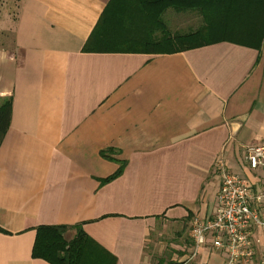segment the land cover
<instances>
[{
	"label": "crops",
	"instance_id": "0c3cea01",
	"mask_svg": "<svg viewBox=\"0 0 264 264\" xmlns=\"http://www.w3.org/2000/svg\"><path fill=\"white\" fill-rule=\"evenodd\" d=\"M15 3L0 22V264H49L32 257L36 229L76 225L98 247L87 264H227L190 226L215 212L218 160L264 186L243 153L264 145V41L151 55L138 51L174 32L128 12L110 29L112 0Z\"/></svg>",
	"mask_w": 264,
	"mask_h": 264
},
{
	"label": "trees",
	"instance_id": "16d2710c",
	"mask_svg": "<svg viewBox=\"0 0 264 264\" xmlns=\"http://www.w3.org/2000/svg\"><path fill=\"white\" fill-rule=\"evenodd\" d=\"M118 1L112 0L113 8ZM152 3L155 8L158 7L159 9L172 7L176 11L198 10L202 14L205 24L195 32L176 36L167 35L154 43L150 42L147 45L151 48L138 51L141 53L151 55L171 54L223 41L236 42L259 50L264 39V0H155ZM214 17L218 18L219 23L221 22L219 25H221L220 30L222 31H227L229 24L233 26L235 23L239 25L246 24L249 28L243 29L242 38L244 40H235L228 36V33L214 36V31H217L215 25L218 24L214 23L216 22ZM156 21L157 24H161L159 18ZM211 37L214 38L210 39ZM93 39L94 35L92 33L83 49L84 51L91 50L89 44ZM96 45L100 46L99 43H96L93 47ZM10 114L11 103L10 100H7L0 107V144L9 126ZM121 172L122 166L103 183L115 179ZM69 230H74L75 236L67 241L64 239V234ZM97 248L95 243L82 232L80 225L71 227L44 226L36 229L32 257L42 259L49 264H87L88 259H91Z\"/></svg>",
	"mask_w": 264,
	"mask_h": 264
},
{
	"label": "built area",
	"instance_id": "2783aa9c",
	"mask_svg": "<svg viewBox=\"0 0 264 264\" xmlns=\"http://www.w3.org/2000/svg\"><path fill=\"white\" fill-rule=\"evenodd\" d=\"M243 153L249 170L264 173V145L244 147ZM215 168L221 175L217 207L209 218L191 221L194 249L210 241L213 249L226 253L227 264H251L257 248H264V186L255 189L244 177L229 172L222 160Z\"/></svg>",
	"mask_w": 264,
	"mask_h": 264
},
{
	"label": "rangeland",
	"instance_id": "374dc122",
	"mask_svg": "<svg viewBox=\"0 0 264 264\" xmlns=\"http://www.w3.org/2000/svg\"><path fill=\"white\" fill-rule=\"evenodd\" d=\"M155 0H119L118 3H116V7L118 10L116 11L115 14V20L113 22V19L110 20V23H113L111 28H114L115 30H123V27L126 28L128 25L126 24L127 22L129 23H134L132 20H129L125 22V19L122 18L124 16L125 12H128L129 14L133 15L135 13L136 15L140 16L141 19L139 20V24H141V27L144 28L146 26V29L153 32L155 29V26L157 24L156 19L159 18L161 22V26L164 25V23L168 24L169 28L171 29V32L173 31V35L165 34L162 35L159 38H154L148 41L149 43L156 42L167 35L169 36H176L175 34V29L176 27H180V25L183 26L182 31H189L195 32L197 29L199 30L200 27H203L205 24V20L202 16V14L198 10H183V11H176L172 7H168L166 9H159L158 7H154L152 2ZM152 3V4H151ZM16 6L17 4L15 3V0H0V22L4 21L6 17L11 18L14 16L15 11H16ZM172 11L173 13H179L178 16L172 15L171 18H167V20L163 19V15L166 13V11ZM158 14V16H156ZM121 17V18H120ZM216 22L218 23L215 25V29L217 31H214V36H221V34L228 33L227 35L234 38L235 40H244L242 38V34L244 33L243 29L249 28L246 24L239 25L236 24L233 26L232 24H229L227 31H222L220 23L217 21L218 18H215ZM213 19V20H214ZM120 23V26H119ZM118 27V28H117ZM131 28H133L131 26ZM220 30V31H219ZM213 32V31H212ZM213 34V33H212ZM179 35V34H177ZM185 35V34H184ZM159 36V35H158ZM145 37V36H144ZM143 37V38H144ZM214 37H211L210 39H213ZM264 41V39H263ZM262 41V43H263ZM261 43V45H262ZM110 46V45H109ZM146 49H150L151 46L145 45ZM145 49V50H146Z\"/></svg>",
	"mask_w": 264,
	"mask_h": 264
}]
</instances>
